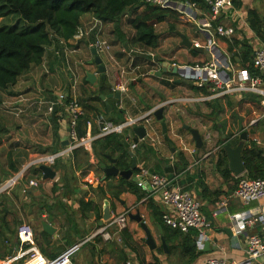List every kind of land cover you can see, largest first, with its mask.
Segmentation results:
<instances>
[{"label": "crops", "instance_id": "1", "mask_svg": "<svg viewBox=\"0 0 264 264\" xmlns=\"http://www.w3.org/2000/svg\"><path fill=\"white\" fill-rule=\"evenodd\" d=\"M237 3L248 19L249 12L259 15L261 30L264 31V0H237ZM208 14L203 12L200 17L207 21ZM93 18L92 14L82 17L81 27L88 31V35L81 40L73 38L67 42L74 50L69 57L63 53L65 46L61 43L58 45L54 40L46 49L42 64L33 67L20 78L15 87L4 91V101L18 97L14 103L24 111L15 127L12 123L4 124L5 174L11 173L13 166L21 170L36 156L60 151L61 143L65 147L64 143L68 141L69 116L59 107L56 113L50 114L45 105L47 101L55 100L58 94L65 93L79 100L85 111L81 119L83 129L86 132L91 128V132L96 134L99 132L97 121L100 115L112 122L117 121L118 117L125 121L143 116L172 99L201 96L203 90L196 87L191 79L176 74V66L205 64L229 54L234 68L248 71L240 59L234 61L233 55L228 52V41L247 39L254 48L261 41L252 28L238 26L236 35L231 39L216 35L215 46L209 50L205 35L192 22L169 17L156 26L158 46L150 49L132 43L135 33L130 26L132 16L123 18V39L116 36L110 23H104L100 33L91 30L94 27ZM221 19V25H233L226 17ZM97 36L112 47L109 52L98 54L106 69L105 73H100L99 66L94 63L92 46ZM181 36L188 38L192 48L183 45ZM196 43L201 44L198 51L193 47ZM131 50L146 53L150 51L155 54V58L147 54H131ZM137 66L139 68L134 70ZM259 72L264 88V73ZM89 74L96 76L95 82L89 81ZM256 74L253 77L258 76ZM120 80L127 87L126 92L117 91L116 86ZM164 109L163 120L159 121L154 117L144 139L134 130L120 135L127 142L124 148L128 156L122 157L121 151H112L113 145L106 149L97 143L94 145L96 150L89 153V169L75 170L74 158L58 161L53 167L57 173L55 179L44 180V173L34 169L30 175L31 178L42 179L39 188H28L26 179L5 195L6 206L11 203L15 208L11 210V215H6V218L10 217L9 227L16 230L18 225H28L32 228L29 225L32 224L39 240L42 239L41 233L47 235L46 243L41 244L46 255H57L73 243L84 240L81 236H93L96 228L104 227L106 233L116 228H107L108 225L105 224L99 227L108 203L113 217L125 211H131V214L140 211L145 216L156 242L154 250L149 247L150 254L145 258L147 264H207L212 258L228 262L246 260L250 236L263 234L264 226L262 223L244 222L241 216L254 218L264 215V200L245 205L234 196L240 179L246 177L247 170L240 176L231 171L226 146L232 149L242 147L244 152L247 144L253 141L264 150V96L258 93L233 94ZM164 123L168 128L167 135L164 134ZM194 130L202 138L201 148L197 147ZM243 132H248L247 141L241 139ZM133 142L137 143L135 149H132ZM112 159H116L118 165H131L130 168L135 161L137 168L145 167L153 173L171 177L175 184L196 198L213 226L207 241L210 243L208 251L205 252L204 249L193 261L190 256H185L181 245L184 235L188 234L174 235L169 227L165 234L161 222L166 210L159 196L147 199V194L140 188L133 191L125 184L120 189L119 184L125 178L119 176L109 179L102 165L112 167ZM223 160L230 172L229 178L224 176V167L219 165ZM79 162L85 163L87 158L80 156ZM37 174L39 177H35ZM135 174L134 171L132 178L127 181L136 184ZM45 224L56 230L53 236L45 232ZM130 235L135 242H144L143 238L146 237L141 225L129 219L126 230L116 231L113 239H116L117 244H126L131 241L128 238ZM105 237L106 240L110 239ZM96 238H102V234ZM94 240L84 245L86 251L81 254L82 250L75 257L74 264H140L133 254L131 260L125 262L111 257L113 252L110 250V243L101 246L99 241ZM12 243L13 245L10 241L8 245L4 243L5 249L10 248L7 256H13L18 251L16 238ZM89 250L96 255L95 258L90 255ZM121 257L123 258V253ZM257 264H264V259L258 260Z\"/></svg>", "mask_w": 264, "mask_h": 264}, {"label": "built area", "instance_id": "2", "mask_svg": "<svg viewBox=\"0 0 264 264\" xmlns=\"http://www.w3.org/2000/svg\"><path fill=\"white\" fill-rule=\"evenodd\" d=\"M205 1L210 8L207 21L200 17L204 11L195 3L179 0H142L145 5L171 10L178 13L181 19L192 22L198 28V31L205 35L209 50H212L215 46L216 35L231 39L236 35L238 26L251 28L249 19L245 12L235 5V0ZM220 17H226L233 25L223 26L220 24L217 28H214L213 23ZM92 22L94 27L91 30L100 33L104 22L95 17ZM86 35H88V31L80 27L74 38L75 40H81ZM60 43L65 46L63 53L69 57L74 50L67 45V42L61 41ZM92 47L97 50L98 54L107 53L112 48L106 40L99 36H97ZM193 47L199 49L201 44L196 43ZM130 53L147 54L153 59L155 58V54L150 51L146 53L141 50H131ZM255 66L264 73V41L262 40L255 47ZM138 68L139 66L135 67L134 70ZM176 74L191 79L196 87L202 90L206 89L208 93L196 98L183 96L172 99L162 106L164 108L174 107L177 104L209 101L233 94L258 93L264 96L261 77H253L246 70L238 71L234 68V63L229 54H225V57L220 60L214 59L205 64L176 66ZM116 89L120 93L127 91V87L122 80L118 82ZM45 105H47L50 114L54 113L57 107L67 112L69 116L68 145L56 153L39 155L29 160L18 173L13 174L0 184V196L11 193L26 178L28 188H39L42 179L28 178L34 169H39L41 166L53 168L58 161L73 158L75 151L79 149H84L91 154L94 152L95 143L101 139L112 135H125L127 131H133L136 127H144L148 130L158 109L150 110L138 118H128L120 123L112 122L106 116L100 115L97 121L99 132L94 134L89 128L84 134L79 127V123L85 115V111L75 96L60 93L55 100L47 101ZM21 112V110H18L17 114ZM136 147L137 143L133 142L132 149ZM135 182L147 194V199L156 195L160 197L166 210L163 214V220L168 227L185 234L192 230L197 232L196 247L199 251H203L206 242L209 241V234L213 226L202 212V204L189 192L175 184L174 179L153 173L145 167L139 168L135 174ZM234 196L239 198L245 205L264 200V178L249 179L242 177ZM131 213V211H125L119 216L112 217L108 221L107 228L113 226H117L119 230L127 228ZM241 217L244 222L247 221L250 224L262 223L264 226V215H258L254 218L245 215ZM101 233L109 237V233H106L105 229L101 230ZM88 242L89 238L81 240L68 247L56 258L51 259L43 255L34 230L28 225H23L18 228V251L15 255L4 259L0 264H74L75 256ZM247 255V259L241 262H228L225 259L212 258L207 261V264H257L258 260L264 259V233L250 236Z\"/></svg>", "mask_w": 264, "mask_h": 264}, {"label": "trees", "instance_id": "3", "mask_svg": "<svg viewBox=\"0 0 264 264\" xmlns=\"http://www.w3.org/2000/svg\"><path fill=\"white\" fill-rule=\"evenodd\" d=\"M179 1L195 3L204 12H210V8L207 6L205 0ZM235 5L239 7L237 0H235ZM142 9L144 10L140 13ZM86 14H92L96 19L112 24L114 33L121 39L125 38L122 30L123 18L127 15L132 16L130 26L135 31L132 43L150 49H156L158 46L156 26L165 22L169 17L177 20L181 17L178 13L171 10L145 5L142 0H0V19L14 16L24 23L23 27L16 25L13 27L5 26L0 29V91H8L15 87L20 78L29 73L33 67L40 66L43 62L46 49L52 45L54 40L58 45H60L61 41L68 42L72 40L81 27L82 17ZM221 21V17L218 18L213 23V27L217 28ZM249 22L256 35L260 37L259 39L264 41V31L261 30L259 15L255 12H249ZM172 28L175 29L174 26ZM228 45V52L233 55L235 62L237 59H240L251 75L257 73L256 75L261 76L259 70L257 71L255 68V48L249 44L247 39H232L228 41ZM236 50L239 52H236ZM204 93H208L206 89L203 90ZM120 122L123 121L118 117L115 123ZM79 127L85 134L82 121H80ZM97 143L106 149H109L110 145H113L112 151H121L120 155L122 154V157L124 155L128 156V152L124 148L127 142L123 136L112 135L97 141L95 145ZM60 145L62 150L64 147H62V143ZM80 156L86 157L87 162H79ZM73 158L75 161L74 165L76 166L75 170L90 168V155L86 150L79 149L75 151ZM243 161L247 170V178H264V150L257 146L255 142L250 141L247 144L243 152ZM219 165L224 167V176L229 178L230 172L225 165V160L220 161ZM130 166L125 163L123 165L117 164V167L121 171L130 170ZM36 170L40 171V169ZM138 170L139 168H136L135 173ZM19 171L14 166L11 168L12 173H18ZM111 178L109 177V179ZM169 178L172 179L171 177ZM125 184L133 191L139 188L137 184H133L131 181L125 179L121 180L119 188L122 189ZM110 185L114 186L113 183ZM5 195H1L0 199L3 200ZM161 223L166 234L168 226L164 223L163 215ZM7 228L12 230L10 234L14 232V228L9 227L6 219V222L4 221V229L6 230ZM169 229L171 228L169 227ZM171 230L174 235H183L180 231ZM187 234L186 236L184 235L181 248L185 256H190L193 261L202 251H198L196 247L197 232L192 230ZM35 236L39 247L42 249L41 251L46 255L41 244L46 243L47 235L41 233V240L38 239V235L35 234ZM2 237H4V233L0 231V248L4 252V256L0 257L6 259L9 257L7 255L10 248L5 249L4 242L1 240ZM128 238L131 240L132 236L130 235ZM7 242L9 244V241H5L6 244ZM10 243L13 245L12 241ZM133 246L138 248L134 244ZM128 247L130 248L131 246L128 244ZM170 250L173 251L171 248ZM58 255H46V257L53 259ZM142 262L145 264V258L142 259Z\"/></svg>", "mask_w": 264, "mask_h": 264}, {"label": "rangeland", "instance_id": "4", "mask_svg": "<svg viewBox=\"0 0 264 264\" xmlns=\"http://www.w3.org/2000/svg\"><path fill=\"white\" fill-rule=\"evenodd\" d=\"M16 25H19V26H21V27H23L24 26V23H23V21L22 20H20L18 17H14V16H11V17H9V18H6V19H0V29L1 28H3V27H13V26H16ZM18 99V97H15V98H10V99H6L5 101H4V91H0V100H1V103H0V184L4 181V179L6 178V179H8V178H10L11 177V175L13 174L12 172L11 173H9V174H5L6 173V168H4V124H9V123H12L13 124V127H15L16 126V122H17V119L19 118V117H21L22 116V114L24 113V111L22 110V109H20L19 107H17V105H15V101H17V99ZM18 110H21L22 112L21 113H19V114H17L18 113ZM26 115H28V114H26ZM25 116V115H24ZM26 135L28 136L29 134L28 133H26ZM28 138H30V137H28ZM28 138H26L25 140H28ZM73 159V158H72ZM72 159H70V160H72ZM69 160V161H70ZM64 161V160H63ZM63 161H61V162H63ZM32 174H33V172H32ZM31 178V175L30 176H28V178ZM35 177H39L38 176V174L35 176ZM27 179V178H26ZM25 179V180H26ZM25 185V184H24ZM15 208H14V206H12V204L10 203V205L9 206H6V203H5V196H4V199L2 200V199H0V231L1 232H3L4 233V237H2L1 238V240L5 243V241H12V240H14L15 238H16V240H17V236H18V228L21 226V225H18L17 226V228H16V230L14 229V232H12V234H10V232L12 231L11 229H9V228H7L6 230L4 229V221L6 222V219H7V222H9V218L7 217L6 218V215L7 214H9V215H11L12 214V211L11 210H14ZM102 223L104 222L103 220L101 221ZM101 222H100V226L99 227H102V226H104V224H105V226H107L108 225V222H104L102 225H101ZM28 224V223H27ZM29 225H31L32 226V228L33 229H35L34 227H33V225L32 224H29ZM116 228L115 229H113V230H111V231H109V237H110V239L109 240H106L105 238V236H104V233H101V230H103V228L102 229H98V228H96L94 231V234H93V236H90V237H87V238H89V242L90 241H92L93 239H95L96 241H99V243H101L100 245L101 246H104V244L105 243H110V250L113 252L112 253V255H111V257H114L115 259H120L121 261H123V262H125V261H128L129 259L131 260V255L133 254V256H135L136 258H137V261L140 263V264H143V262H142V259H144V258H146L147 257V254H150L149 253V246L147 245V243H146V241H145V236H144V238H143V241L144 242H139V241H134L133 240V238L131 239V241H130V243H122V244H120V243H116V239H113V236H114V233L116 232V231H125L126 230V228L125 229H123V230H118V227L117 226H115ZM94 229V228H93ZM10 230V231H9ZM98 233V234H97ZM122 233V232H121ZM145 233V232H144ZM102 234V238H96V236H98V235H101ZM87 234H85V235H83V236H81V237H83L84 239H86L85 238V236H86ZM146 235V234H145ZM132 236V235H131ZM105 237V238H104ZM112 238V239H111ZM83 240V239H82ZM94 240V241H95ZM106 242H105V241ZM110 241V242H109ZM79 242V241H78ZM75 243H77V242H75ZM75 243H73V244H75ZM72 244V245H73ZM112 244V245H111ZM128 244H130V246H131V251L130 250H128L127 249V247L126 246H128ZM133 244L135 245V246H138V248H135L134 246H133ZM71 246V245H70ZM70 246H68V247H70ZM123 246H124V248H123ZM67 247V248H68ZM144 247H145V249H144ZM66 248V249H67ZM65 249V250H66ZM86 249L87 248H82L81 249V251L82 250H84V251H80L81 252V254H83L85 251H86ZM91 249V248H90ZM64 250V251H65ZM90 251V250H89ZM88 251V252H89ZM130 251V252H129ZM147 251V252H146ZM63 252V251H62ZM61 252V253H62ZM79 252V253H80ZM60 253V254H61ZM78 253V254H79ZM122 253H123V258L121 257L122 256ZM77 254V255H78ZM80 254V255H81ZM77 255L75 256V257H77ZM90 255L92 256V257H94L95 258V256L96 255H94L93 253H92V251H90ZM0 256H4V252H3V250H1V248H0ZM143 257V258H142ZM75 259V258H74ZM4 260V258H1L0 257V263L2 262ZM75 261V260H74ZM145 264H147L146 262H145Z\"/></svg>", "mask_w": 264, "mask_h": 264}, {"label": "water", "instance_id": "5", "mask_svg": "<svg viewBox=\"0 0 264 264\" xmlns=\"http://www.w3.org/2000/svg\"><path fill=\"white\" fill-rule=\"evenodd\" d=\"M181 37L183 39V45L187 46L188 48H192V43L188 40V38L186 36H181ZM195 51H198V50L195 49ZM93 53L95 55L94 63H96L99 66L100 73H105L106 69L103 65L102 59L98 56L97 50L93 49ZM88 79L90 82H95L96 76L93 74H89ZM164 111H165L164 107H160L156 110L155 117L157 120H159V121L163 120ZM163 127H164V134L167 135V131H168L167 125L164 123ZM133 130L141 139H144L147 136V131L144 127H136ZM193 134H194V138L197 142V147L201 148L203 145V141H202V138H201L199 132L194 130ZM241 139L244 141H247L248 140V132H243L241 135ZM64 145L67 146L68 141L65 142ZM226 149L228 151L229 160L231 163V166H230L231 171L234 172L235 175H237V176L242 175L246 171V167L244 165L243 155H242L243 148L239 147L236 149H232V148H230V146H226ZM117 162L118 161L116 159H112V163L114 164L112 167H106L105 165H102V168L105 170L106 176L107 177H119L120 176L122 178H125L126 180L131 179L133 174H134V171L137 168V163L134 161L130 170L121 171L116 165ZM39 169L44 173V180L55 179L57 176V173L51 167L41 166ZM112 217L113 216H112V212L110 209V204L107 203L105 208H104L103 221L108 222L112 219ZM130 219L138 222L141 225L142 229L144 230V232L146 234V238H145L146 243L148 244L150 249L154 250L156 248V242H155V240L152 236V233L149 229V226L147 224L145 216H143L141 214V212L138 211L136 214H130ZM103 223L101 222V225ZM44 230L47 234H49L51 236H53L56 233V230L53 227L46 225V224L44 225ZM164 247L166 249V243L165 242H164ZM209 247H210V243L207 242L205 244V248H204L205 252L208 251Z\"/></svg>", "mask_w": 264, "mask_h": 264}]
</instances>
